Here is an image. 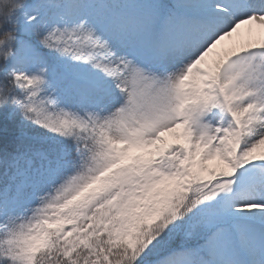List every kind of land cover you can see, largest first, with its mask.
Here are the masks:
<instances>
[{
  "label": "snow or ice",
  "instance_id": "1",
  "mask_svg": "<svg viewBox=\"0 0 264 264\" xmlns=\"http://www.w3.org/2000/svg\"><path fill=\"white\" fill-rule=\"evenodd\" d=\"M0 29L33 133L0 264H264V0H0Z\"/></svg>",
  "mask_w": 264,
  "mask_h": 264
},
{
  "label": "trees",
  "instance_id": "2",
  "mask_svg": "<svg viewBox=\"0 0 264 264\" xmlns=\"http://www.w3.org/2000/svg\"><path fill=\"white\" fill-rule=\"evenodd\" d=\"M2 29H0V35H2ZM5 112L0 109V116H3ZM15 116V123H11V122H6L5 120L2 122L0 121V133H1V129L4 131L11 132L12 134H17L19 132H28V133H32L30 131L31 127L28 125L23 126V128H21L20 125V119L21 117L19 115H14ZM14 130H16V132H14ZM0 146H3V148L8 147L6 141L1 139V135H0Z\"/></svg>",
  "mask_w": 264,
  "mask_h": 264
},
{
  "label": "rangeland",
  "instance_id": "3",
  "mask_svg": "<svg viewBox=\"0 0 264 264\" xmlns=\"http://www.w3.org/2000/svg\"><path fill=\"white\" fill-rule=\"evenodd\" d=\"M29 2H31V0H29ZM236 40H238V38H236V37H234V38H232L231 40H229V41H227L226 43L228 44V45H230V43H234V42H236ZM7 120H9V119H7ZM0 135H1V139L2 140H4V141H7L10 145H11V137H12V135H7V137L5 136V131L4 130H2L1 129V133H0ZM17 136V135H16ZM22 138H25L24 136L22 137ZM0 149H2V148H0ZM217 161H209V165L210 166H216L217 165Z\"/></svg>",
  "mask_w": 264,
  "mask_h": 264
},
{
  "label": "clouds",
  "instance_id": "4",
  "mask_svg": "<svg viewBox=\"0 0 264 264\" xmlns=\"http://www.w3.org/2000/svg\"><path fill=\"white\" fill-rule=\"evenodd\" d=\"M3 37H0V39H2Z\"/></svg>",
  "mask_w": 264,
  "mask_h": 264
},
{
  "label": "bare ground",
  "instance_id": "5",
  "mask_svg": "<svg viewBox=\"0 0 264 264\" xmlns=\"http://www.w3.org/2000/svg\"><path fill=\"white\" fill-rule=\"evenodd\" d=\"M232 43H230V45H231Z\"/></svg>",
  "mask_w": 264,
  "mask_h": 264
}]
</instances>
